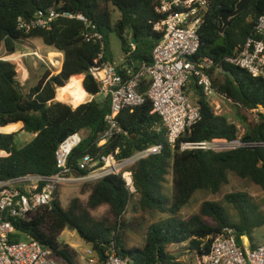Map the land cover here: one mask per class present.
I'll use <instances>...</instances> for the list:
<instances>
[{
    "label": "trees",
    "instance_id": "16d2710c",
    "mask_svg": "<svg viewBox=\"0 0 264 264\" xmlns=\"http://www.w3.org/2000/svg\"><path fill=\"white\" fill-rule=\"evenodd\" d=\"M161 0H0V55L4 49L7 56L17 52L23 41L40 39L47 47L64 55L60 74L50 77L46 72L38 84L24 93L18 81L17 66L0 58V127L22 124L14 133H0V183L26 175L49 176L56 172V152L70 135L88 131L89 136L71 154L69 165L79 174L78 163L91 153L108 155L121 149L119 158H129L136 152L153 145H163L161 154L137 163L133 168L136 194L144 210L168 212L171 218L165 223L149 228L143 248L126 249L123 236L128 225L125 221L128 207L134 197L125 181L115 175L98 180L90 187L86 203L73 199L65 208L60 193L51 206L41 207L27 218L10 219L14 233L11 242L32 239L50 249L61 264H78V253L60 241L62 234L76 231L83 242L90 246L103 261L107 253L115 249L120 256L134 264H184L169 253L173 245L188 244L200 256L209 254L212 238L227 228L234 229L239 245L248 238L251 248L258 246L255 231L264 227V199L257 203L246 193L230 194L226 202L237 212L233 222L217 203L206 201L200 212L188 219L179 220L178 214L196 193L218 194L229 184V174L249 180L264 188V148L242 149L226 153L199 150L182 151V143L211 141L213 139L235 140L238 129L224 116L216 115L201 89L192 82L191 90L197 97L201 120L186 130L177 144L168 143L167 130L158 116L151 115L150 100L134 109L124 110L118 117L121 127L129 136L119 135L104 148L97 142L107 131L105 117L110 112V100H96L99 85L89 75V68L101 54V44L88 40V34L98 32L104 37L107 51L110 34H116L122 42L126 65H150L154 48L162 39V33L154 30L164 16L156 12ZM239 0H210L211 7L200 37L201 46L196 59H211L223 71L235 76L209 73L218 92L235 106L246 111L264 106V79L251 76L244 70L226 64L223 60L245 43L253 32L260 16L264 14V0H253L250 7L232 21L230 28L221 34L222 10H232ZM56 7L74 18L60 17L51 30H34L26 33L19 29V19L32 20L37 14ZM114 11L120 18L113 24ZM82 15L85 20L77 19ZM134 46V48H133ZM106 61H110L105 56ZM84 76L82 87L95 98L73 109L56 101L57 91H65L71 79ZM148 87L142 88L146 92ZM157 127L161 128L157 131ZM26 133L35 137L22 148L16 145V137ZM248 142H264V123L251 124L244 137ZM173 173L172 200L165 194V182L169 169ZM108 208V216L98 219L93 212Z\"/></svg>",
    "mask_w": 264,
    "mask_h": 264
},
{
    "label": "built area",
    "instance_id": "2783aa9c",
    "mask_svg": "<svg viewBox=\"0 0 264 264\" xmlns=\"http://www.w3.org/2000/svg\"><path fill=\"white\" fill-rule=\"evenodd\" d=\"M210 0H161L156 12L164 16L154 30L162 33V39L153 50L152 63L126 65L117 67L105 60L106 51L104 37L98 32L86 35L88 40L101 44V54L89 68V75L99 85V95L110 100V112L105 117L107 131L98 148H104L119 135L129 136L118 120L126 109H134L150 100L153 105L151 115L161 119L167 130L168 143L174 147L186 130L201 120L197 97L191 90L192 82L201 89L216 115L221 116L224 103L233 104L226 96L218 92L209 70L224 74L220 65L209 58L196 56L201 46L200 32L205 25L210 11ZM74 18L67 12H60L52 7L45 13L37 14L32 20L19 19V29L30 33L34 30H51L60 18ZM77 19L85 20L82 15ZM134 48V46H133ZM63 53L53 50L43 57L39 50H33L23 57H32L41 61L50 71L51 76L60 74L63 64L58 58ZM235 68L241 69L256 78L264 79V14H262L251 35L232 55L224 60ZM64 62V61H63ZM53 68V69H52ZM148 87L146 92L142 88ZM191 95L196 100L191 99ZM243 111L242 107H238ZM254 118L255 124L264 123V106L246 111ZM237 127V126H236ZM161 128L157 127L159 132ZM239 130V127H237ZM239 131L235 140L213 139L211 141L182 143L181 150H199L214 153H226L242 149L264 148V142H248ZM83 132L70 135L61 143L56 152V172L49 176L26 175L0 183V264H61L55 260L50 249L38 241L28 239L18 243L11 242L14 227L12 218H27L41 207L51 206L60 188L73 183L88 180H101L108 176L121 177L131 194H136L134 185V166L151 156L159 155L163 145H153L136 152L129 158H119L122 152L117 148L114 152L96 157L91 153L83 156L78 163V171H73L69 160L73 151L82 145ZM239 245L234 229L227 228L223 233L212 238L209 254L200 256L197 253L196 264H264V245L255 249L245 244ZM78 261L85 264H134L112 249L106 259L101 260L97 252L87 247L78 254Z\"/></svg>",
    "mask_w": 264,
    "mask_h": 264
},
{
    "label": "rangeland",
    "instance_id": "374dc122",
    "mask_svg": "<svg viewBox=\"0 0 264 264\" xmlns=\"http://www.w3.org/2000/svg\"><path fill=\"white\" fill-rule=\"evenodd\" d=\"M114 12L115 13L113 16V24H115L116 21L120 18L119 11H114ZM34 43L36 46H38L41 49L39 51L42 53L43 57H46V55L43 54L46 52V50H48L46 45H44L40 41V39H36ZM35 45L33 44V40L23 41L17 45V52L11 56H7L4 49L1 51V55H0L1 59L10 61L17 66L19 81L21 80L20 77L23 71L21 66L17 65L20 62L19 56L24 52L32 50V48ZM106 56L110 60V62H112L117 67L123 66L124 52L122 50V42L119 39V37L114 33L110 34L109 36ZM26 61L31 64V66L29 67L30 84L29 83L25 84V86L23 87L24 93H28L32 88V86L36 85L40 80V78L46 72L52 73V71H50V69L46 65H44L41 61L35 58L28 57ZM69 83L65 86L66 91L68 90ZM57 96H58V91H57ZM87 99L89 98L85 94L82 97V103L80 105L86 103L84 101L85 100L87 101ZM191 99L194 101L196 100V97L191 95ZM96 100L99 102H103L105 100V97L103 95H98L96 97ZM56 101L66 104L72 107L73 109L79 107V106L74 107L63 100L62 101L56 100ZM221 116L226 117L231 124L239 127L238 131L240 135H245L247 133L249 125L254 124L255 122L254 118L249 113L241 110L234 104H230V103L223 104ZM20 129L21 127L18 128L17 131H19ZM83 136L86 139L89 136V132L84 131ZM32 139H33L32 135L21 133L16 137V145L18 148H22ZM0 156L4 157L6 155H0ZM96 181L97 179H93L85 182L68 184L61 187L59 193H60L62 206L66 208L69 205V203L75 198H79L83 203H86L89 198L90 187L94 185ZM164 187H165L166 196L169 198V200H172L173 197L172 168L169 169L168 175L166 176V182ZM237 193H246L257 203H261V201L264 199V188L255 185L249 180L241 179L236 175L230 173L229 184L223 187L220 193L215 195L205 192L196 193L192 201L182 209V211L178 214L177 218L179 220L188 219L192 215L200 212L201 206L204 202L210 201L220 205L225 210L227 215L231 218V220L233 222H237L238 218H237L236 210L232 207V205L227 203L225 200L226 196ZM262 211L264 212V207H262ZM93 214L98 219L105 218L108 216V208L103 207L93 212ZM171 217H172L171 214L168 212L163 213L158 210L142 209L140 205V197L137 194H135L128 207L127 214L125 215L124 218L128 225V228L123 236L125 248L126 249L143 248L146 243L149 228L153 225L165 223ZM254 235H255L254 244L256 246L264 245V227L261 229H257ZM60 241L61 243L67 244L70 247H72L78 254L83 253V251L86 250L87 247H90L83 242L80 235L76 231H70V230L65 231L62 234ZM244 241L245 244L248 246V248L251 247V242L249 241L248 238H245ZM168 251L170 254L178 258V261H180L181 263L196 264L197 251L190 250L187 243L179 246L177 245L170 246L168 248ZM78 264H85V263L82 261H78Z\"/></svg>",
    "mask_w": 264,
    "mask_h": 264
},
{
    "label": "bare ground",
    "instance_id": "6f19581e",
    "mask_svg": "<svg viewBox=\"0 0 264 264\" xmlns=\"http://www.w3.org/2000/svg\"><path fill=\"white\" fill-rule=\"evenodd\" d=\"M80 84H81L80 79L73 78L69 83L68 90L67 91L61 90L60 97L58 96L57 99L60 101L63 100L74 107L79 106L82 103V97L85 95V91ZM20 126H22V124H12L4 129L0 128V132L14 133L18 130V128H20Z\"/></svg>",
    "mask_w": 264,
    "mask_h": 264
},
{
    "label": "crops",
    "instance_id": "0c3cea01",
    "mask_svg": "<svg viewBox=\"0 0 264 264\" xmlns=\"http://www.w3.org/2000/svg\"><path fill=\"white\" fill-rule=\"evenodd\" d=\"M35 40L36 39H34L33 40V44L35 45ZM41 42H42V40H40ZM43 43V42H42ZM44 44V43H43ZM35 47V48H34ZM33 48H32V50H30V51H27V52H24V53H22V54H20V56H19V58H20V62L17 64V65H19V66H21V68L23 69V71H22V73H21V80L19 81V79H18V81L20 82V84H21V86L22 87H24L25 86V84L26 83H29V81H30V72H29V67L31 66V64L29 63V62H27L26 61V59L29 57H23V55L25 54V55H28L29 53H31L33 50H35V49H38V50H41L38 46H34ZM47 47V46H46ZM48 48V50H46V52L45 53H43V54H45V55H47L48 53H50V52H52L54 49L53 48H50V47H47ZM59 59H60V61H61V63L63 64V61H64V55H59V57H58ZM18 72V71H17ZM75 78H79L80 80H81V87H82V85H83V81H84V76H79V77H75ZM30 84V83H29ZM38 84V83H37ZM36 84V85H37ZM36 85H34V86H32V88L33 87H35ZM83 88V87H82ZM84 89V88H83ZM85 91V90H84ZM85 94L88 96V98L89 99H87V101L85 100L84 102H91L95 97L94 96H91V95H89V94H87L86 93V91H85ZM59 97H60V92H59V95H58ZM56 100H58L57 98H56ZM80 106V105H79ZM21 128H22V126H20ZM17 132V131H16ZM33 136V138L35 137V135H32ZM0 155H6L7 156V154L6 153H4V152H1L0 151ZM0 157H2V156H0Z\"/></svg>",
    "mask_w": 264,
    "mask_h": 264
},
{
    "label": "water",
    "instance_id": "95a60500",
    "mask_svg": "<svg viewBox=\"0 0 264 264\" xmlns=\"http://www.w3.org/2000/svg\"><path fill=\"white\" fill-rule=\"evenodd\" d=\"M252 2L253 0H239L234 9L222 10L220 12L219 18L222 22L221 34H224L225 31L228 28H230L232 21L237 17H239L241 14H243L250 7ZM224 74L227 75L232 81L235 80V76L231 72L224 71ZM6 127H0V128L4 129ZM0 133H4V132H0Z\"/></svg>",
    "mask_w": 264,
    "mask_h": 264
}]
</instances>
